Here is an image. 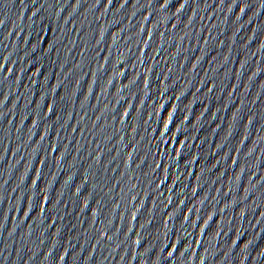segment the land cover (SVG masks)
Listing matches in <instances>:
<instances>
[{
  "label": "water",
  "instance_id": "obj_1",
  "mask_svg": "<svg viewBox=\"0 0 264 264\" xmlns=\"http://www.w3.org/2000/svg\"><path fill=\"white\" fill-rule=\"evenodd\" d=\"M162 4L0 0V264H264V0Z\"/></svg>",
  "mask_w": 264,
  "mask_h": 264
},
{
  "label": "snow or ice",
  "instance_id": "obj_2",
  "mask_svg": "<svg viewBox=\"0 0 264 264\" xmlns=\"http://www.w3.org/2000/svg\"><path fill=\"white\" fill-rule=\"evenodd\" d=\"M109 2H110V0H109ZM186 2H187V0H185V3ZM121 7H123V4L121 5ZM162 7L163 8H166L167 7V0H163ZM180 7L183 8L184 7V4L182 3ZM241 11H243V9H241ZM41 139H43V137H41Z\"/></svg>",
  "mask_w": 264,
  "mask_h": 264
}]
</instances>
